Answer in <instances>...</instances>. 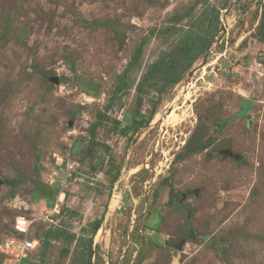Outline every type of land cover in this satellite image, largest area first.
Segmentation results:
<instances>
[{"label":"rangeland","instance_id":"1","mask_svg":"<svg viewBox=\"0 0 264 264\" xmlns=\"http://www.w3.org/2000/svg\"><path fill=\"white\" fill-rule=\"evenodd\" d=\"M21 215L23 264H264V0H0V242Z\"/></svg>","mask_w":264,"mask_h":264},{"label":"trees","instance_id":"2","mask_svg":"<svg viewBox=\"0 0 264 264\" xmlns=\"http://www.w3.org/2000/svg\"><path fill=\"white\" fill-rule=\"evenodd\" d=\"M214 18L216 19V21L214 23H212V24H209V27L206 30V33H200V31L192 32L190 30V27H188L187 33H191L194 36L190 37L187 40L182 39L181 41L178 42L179 45L181 46L180 50L182 52L181 61L179 62V60L176 59V57L171 55L168 58V62L164 63V65L162 66L163 71H161L162 74H160V76L164 80L165 84H174V83L178 82L179 79L181 78V74L184 71H186V70H188L190 68V66L192 65L193 61L200 54H203V53L207 52V47L209 46L210 40L216 35L217 29H218L217 25H216V23H217V21L219 19L218 11H216V14H215ZM190 20H191V17L189 18V21ZM158 32L161 33V32H164V31L159 29ZM145 39H146V37L141 38V41L135 47V50L133 52V55H132L130 61L128 62L126 70L131 69L132 67L136 66V64L138 63V60H139L140 55H141V49H142V46H143V44L145 42ZM179 57H180V54H179ZM160 58H163V57H160ZM159 59L155 60L150 65V71H148L146 73L145 77L157 76L158 73H157V69L156 68L158 66L162 65L161 61ZM177 63H180L182 67H180ZM177 66H179V69H178ZM175 68H177L176 72H175V70H176ZM89 89H92V88L90 87ZM89 89L86 88V87H83V91L88 92V93L90 92ZM146 122H148V119H146V118L137 119V118L134 117L128 125H125V127L123 129V133L126 134L128 129H131L132 131H137ZM169 199L170 200L173 199V194L169 195ZM56 215L57 214H54V216H56ZM15 218H14V220L12 222L9 236L13 235V236H17L19 238H25V235L19 234L16 230H14L13 224H14ZM101 222H102V218L101 217L96 218V219L92 220L91 222H89L92 234H94L98 230V228L101 225ZM187 231H188V228H187ZM26 237L29 238V239H37L38 238L32 233V231L29 234H27ZM0 255H2V254L0 253ZM2 256H4V255H2ZM29 257H30V255H28L27 257H25L23 259H21L18 264H23Z\"/></svg>","mask_w":264,"mask_h":264},{"label":"built area","instance_id":"3","mask_svg":"<svg viewBox=\"0 0 264 264\" xmlns=\"http://www.w3.org/2000/svg\"><path fill=\"white\" fill-rule=\"evenodd\" d=\"M67 166L72 167V164ZM56 207L57 205L52 209L53 212H58ZM29 224L30 220L28 218L17 216L13 228L19 234L25 235V238H19L12 235L8 240L0 242V253L8 255V257L14 259L17 264L21 259L27 257L32 249L35 248L34 242H36V239L34 240L26 237L27 234H29Z\"/></svg>","mask_w":264,"mask_h":264},{"label":"water","instance_id":"4","mask_svg":"<svg viewBox=\"0 0 264 264\" xmlns=\"http://www.w3.org/2000/svg\"><path fill=\"white\" fill-rule=\"evenodd\" d=\"M227 10V9H226ZM220 30H224V28H223V26L221 25V27H220ZM193 69L194 68H192L189 72H188V74H187V80H186V82H185V84H187V82H188V80L191 78V75H192V73H193ZM50 72H46L45 73V75H46V77L48 78V79H50L51 81H55V79L54 78H52L51 77V73L49 74ZM210 78V77H209ZM217 149L219 150V152L220 153H223L224 155H230L232 152L230 151V147H229V142H228V140L226 139V140H222V141H220L219 143H218V147H217Z\"/></svg>","mask_w":264,"mask_h":264},{"label":"clouds","instance_id":"5","mask_svg":"<svg viewBox=\"0 0 264 264\" xmlns=\"http://www.w3.org/2000/svg\"><path fill=\"white\" fill-rule=\"evenodd\" d=\"M21 216H23V215H21ZM25 217V216H24ZM35 240V239H34ZM37 240V239H36ZM36 247V246H35ZM32 252H33V250L30 252V254L29 255H31L32 254Z\"/></svg>","mask_w":264,"mask_h":264}]
</instances>
